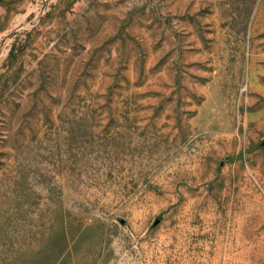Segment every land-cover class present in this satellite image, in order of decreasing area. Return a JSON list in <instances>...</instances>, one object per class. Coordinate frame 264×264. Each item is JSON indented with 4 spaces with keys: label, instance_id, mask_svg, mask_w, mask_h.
<instances>
[{
    "label": "rangeland",
    "instance_id": "374dc122",
    "mask_svg": "<svg viewBox=\"0 0 264 264\" xmlns=\"http://www.w3.org/2000/svg\"><path fill=\"white\" fill-rule=\"evenodd\" d=\"M0 264H264V0H0Z\"/></svg>",
    "mask_w": 264,
    "mask_h": 264
}]
</instances>
